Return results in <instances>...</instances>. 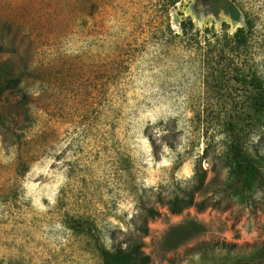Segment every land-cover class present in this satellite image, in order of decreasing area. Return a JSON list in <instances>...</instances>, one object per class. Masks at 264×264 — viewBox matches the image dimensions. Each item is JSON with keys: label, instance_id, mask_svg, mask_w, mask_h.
Here are the masks:
<instances>
[{"label": "rangeland", "instance_id": "obj_1", "mask_svg": "<svg viewBox=\"0 0 264 264\" xmlns=\"http://www.w3.org/2000/svg\"><path fill=\"white\" fill-rule=\"evenodd\" d=\"M172 1L0 0V65L25 99L18 117L0 99V264H101L132 237L150 264H264V194L234 188L225 163L232 127L256 147L243 90L223 62L204 84L174 36L184 20L249 23L264 81V0Z\"/></svg>", "mask_w": 264, "mask_h": 264}, {"label": "trees", "instance_id": "obj_2", "mask_svg": "<svg viewBox=\"0 0 264 264\" xmlns=\"http://www.w3.org/2000/svg\"><path fill=\"white\" fill-rule=\"evenodd\" d=\"M180 0H173V6ZM180 33H175L177 39L185 40L188 44V52L195 55L199 65L204 72V84L209 86L208 70L215 72L213 67L218 68L222 62L231 64L235 70L236 83L243 90L241 105L247 109V119L249 120V135L256 147L251 150L242 148L239 143V136L236 128L232 127L230 143L226 148V168L229 178L234 188L240 190H259L264 194V81L259 75L258 68L252 57L246 55L249 42L252 38L249 23L237 28L232 34L223 32L220 35L205 30L200 34L194 29L190 20L179 23ZM15 64L8 59L0 65V99H6L3 105L12 112L13 117H18L15 113V105L24 101V91L21 89L20 80L14 77ZM225 66V65H224ZM264 72V62L261 65ZM207 72V73H206ZM224 72V71H222ZM215 89V87H214ZM21 97V99H19ZM10 100L16 102L13 105ZM12 108V111H11ZM14 110V111H13ZM1 116V115H0ZM1 118V117H0ZM13 120H15L13 118ZM195 175L198 169H195ZM203 172V171H202ZM186 200V201H185ZM188 206L192 204L189 199H180ZM183 206L173 204L169 208L170 213L179 214ZM146 212L149 218L154 219L159 216V212L152 207H147ZM140 225H133L136 232L147 235L149 230L145 217L140 218ZM144 244L139 237H132L128 243L122 246H112L110 248H99L101 264H150V257L144 250ZM255 258H261L264 262V244L251 249ZM257 264L255 260L246 264Z\"/></svg>", "mask_w": 264, "mask_h": 264}]
</instances>
